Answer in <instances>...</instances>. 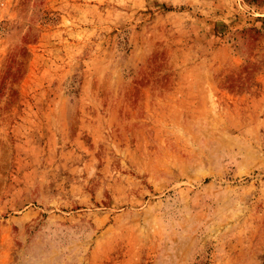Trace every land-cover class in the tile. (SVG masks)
Segmentation results:
<instances>
[{"label":"rangeland","instance_id":"374dc122","mask_svg":"<svg viewBox=\"0 0 264 264\" xmlns=\"http://www.w3.org/2000/svg\"><path fill=\"white\" fill-rule=\"evenodd\" d=\"M0 264H264V0H0Z\"/></svg>","mask_w":264,"mask_h":264}]
</instances>
